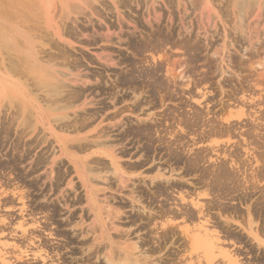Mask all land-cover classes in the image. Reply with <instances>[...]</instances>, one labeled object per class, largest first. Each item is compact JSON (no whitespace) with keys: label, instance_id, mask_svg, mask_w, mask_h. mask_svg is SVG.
I'll return each instance as SVG.
<instances>
[{"label":"rangeland","instance_id":"rangeland-1","mask_svg":"<svg viewBox=\"0 0 264 264\" xmlns=\"http://www.w3.org/2000/svg\"><path fill=\"white\" fill-rule=\"evenodd\" d=\"M138 25L141 28H136L137 35L141 30L145 32L156 30L158 27L175 30V34L178 32L179 36L188 35L187 30H190L193 36L189 35L194 41L198 40L202 43L204 49L206 46L204 57L212 58L215 55L212 60L218 62L217 65L226 70L222 75L225 79L221 75L214 76L211 79L212 85L208 84L204 87L207 88L203 89L205 92L210 91L206 97L195 96L191 100L186 93L181 97L182 99L175 97L173 101L166 100L164 107L159 106L155 109L154 107H145L140 114L141 117H145L146 115L143 113H149V111L159 114L168 107L174 108L176 103L182 102V100L185 102L186 99V103H192V106L195 105L203 110L206 109H204V104L206 105L205 100L208 99V108L218 111L219 114L221 107L227 103V95L231 89L226 80L230 74V76L233 75L235 83L242 78L249 79V83H251L248 88L246 87L244 99L251 95L255 100L253 103L250 102L251 100L247 102L242 99L240 93L238 101L241 100V103L237 102L236 104L235 102V105L247 104L246 107L250 108L252 112L257 111L261 114L260 116L257 113L255 116L263 117L262 121L264 122V0H0V163L5 164L4 169L0 170V194H2L0 196V219L8 218L4 223H0V253L2 250V253H10L8 254L9 259L17 262L16 264H109L105 255L106 258L110 257L112 246L117 251L113 250L114 254H117L115 257L121 254L123 257L124 249L128 248L127 245L132 244L130 246L132 247L134 243H137V251L141 250L142 252V257L138 258L139 261L146 258L148 262L156 261L153 262L154 264H199L200 260L203 262L202 264H206L201 256L199 257L196 252H192L185 246L186 241L179 229L176 228L177 231L173 234L170 233L167 239L163 238L160 235H163L164 231L157 227L159 221H155L157 225L154 224L155 222H149L147 220V216L150 214L148 208L142 209V205L147 206L151 200L155 202H152V207L154 212H157L163 201L162 197H155L157 200L152 198L154 188L151 184V176L156 174L157 169L165 168L166 175L172 174L171 179L173 180L181 178L179 169L171 173L169 167L163 163L164 158L161 159V156H157L154 162L149 161L142 169L135 172L132 180L128 182V187L121 188L119 186L118 188L116 186L118 183L114 184L117 181L111 173L112 168L108 172V169H105L107 165H110L109 158L105 153H93L103 151V149H107V145L113 143L107 140V135L103 136L102 133L108 127L107 114H113L121 108L126 111L123 118L137 121V117L130 111L133 100L116 103L115 107L118 109H115L112 106V101L106 98L105 92L107 83L111 84L115 79L113 75L126 70L124 65L108 66L107 57L111 55L115 61H118L121 55L131 54L130 50H127L125 38ZM179 36L176 35L175 39ZM109 39L111 42H107ZM209 45L211 46L209 47ZM224 46L225 49H223ZM169 47L166 48L167 51L161 50L158 51L159 54H154V63L162 62L163 59H166L165 56L169 55V61L176 60L179 64L176 72L180 74L182 71L185 76H189L187 68L180 64V61L182 62L186 58L183 49L173 50ZM231 59L239 61L243 59L245 69L240 71L236 67H232L229 62ZM198 69L202 73L207 72L205 65H199ZM46 74L54 77L55 85L60 86L61 84L68 88L59 94L60 89L56 90V87H50L49 90L57 95L51 97L48 93L49 90L45 89L41 83ZM34 75L37 78L34 79ZM193 77L197 78L198 76ZM218 81L223 85L219 86ZM75 91L81 93L79 100L69 99ZM14 95L13 102L27 108V114L31 115L29 116L31 127L27 126L25 118L16 109L18 107L11 104L12 101L9 97L13 98ZM62 97L73 102L70 107L64 110L61 107L67 104L66 99L57 104L53 102L54 99ZM141 99L146 102L147 94L141 96ZM196 99L203 104L199 106L195 102ZM143 105L148 104L144 103ZM107 106H110V109L107 110ZM38 107L45 109L49 115L48 120H45V125L37 122L32 113V109ZM238 107L233 110H239ZM62 115L65 118L62 121H57ZM87 116H91L92 119ZM82 118H88V121L83 125L81 124ZM245 118L241 119L243 124L247 122ZM52 123L53 126L55 125L56 134L69 137H88L89 141L87 142L90 147L84 153L76 150L75 152L81 157L91 156V159H102L101 163L105 164V168L101 165H88L92 167L91 173H88L90 179L94 181L92 185L100 191L102 190L98 192L102 223L97 218L98 214L91 210L92 206L87 202L86 191L75 172L74 163L66 156L61 155V149L56 139L57 135L51 134V131L47 129L50 127L49 124L52 126ZM63 123L71 125L73 123L76 127L67 129L63 127ZM35 124L37 125L36 129ZM236 138L238 140L243 137ZM236 138L232 139L230 144H235ZM222 139L225 140L221 138L220 144H227L228 139L226 141ZM45 140L47 142L44 143ZM127 147L131 148L132 154L139 150L137 145L128 144V142ZM231 150L233 149L231 148ZM262 150H256V154ZM53 158H58L56 163L58 161L61 163L52 164ZM40 159L43 163L37 165ZM143 159L137 155L133 158L126 155L121 157V161L125 164L122 166L126 167L128 164ZM13 161L14 164L11 165ZM58 164L60 165L58 166ZM258 165L255 164L254 167L257 168ZM7 168L10 170H6ZM59 170L61 171L60 176H57ZM140 172L145 173L138 175ZM18 178L20 179L18 180ZM186 179L187 188L194 189L192 184L197 182L195 176H187ZM110 181L113 183L109 186ZM69 182L72 184L69 185ZM164 182L165 180H162L163 184H165ZM256 182L258 189L264 187V180ZM131 190L135 196L139 194L138 191H143L142 202L133 203L130 197H127L130 196L129 191L131 192ZM252 191L251 201L238 206L241 210L240 214L234 216L225 214L226 218L230 220L231 228L235 229L240 240L228 238L223 243L225 247L232 248L231 250L234 252L238 251L239 259L243 264H264V244L260 243L261 246H259L257 239L252 240L253 237L247 233V230L250 229L246 228V221L243 219L245 217H241V215L245 216L247 206L254 203L260 196L259 190H254L253 193ZM191 195L195 197L194 194L191 193ZM107 197L112 200H107ZM173 197L176 201L172 203L173 200H170L169 203H172V208H175L174 203L177 204L180 201V196L173 193L172 199ZM187 198H189L188 196L186 200L189 201L190 199ZM200 198L207 199L209 197L202 196ZM4 199L10 200L9 203L6 202L3 205ZM186 200L185 202H188ZM234 203L236 204V202ZM107 209L108 212L114 210L113 213L112 211L110 213L113 219L107 215L109 214ZM217 212V210H213V213L217 214ZM115 214L116 218H114ZM225 216L223 215L220 219L224 220ZM115 223L116 225H113ZM252 223L253 232L264 242V217H253ZM224 225L226 226V224ZM1 226L3 227L1 228ZM110 229L111 231H109ZM104 235L106 238H103ZM242 236L243 238H241ZM127 240L129 243H125ZM107 241L111 244L108 242L109 245ZM130 242L132 243L130 244ZM122 246L126 247L122 248ZM120 251L121 253H119ZM7 254L6 257H8ZM13 256H15L13 259L10 258ZM19 258H21L20 261H18ZM213 262L214 264H227L226 259H223L222 256H217Z\"/></svg>","mask_w":264,"mask_h":264},{"label":"bare ground","instance_id":"bare-ground-1","mask_svg":"<svg viewBox=\"0 0 264 264\" xmlns=\"http://www.w3.org/2000/svg\"><path fill=\"white\" fill-rule=\"evenodd\" d=\"M139 27L140 25L135 26L134 31H132L130 35L125 38L128 48L127 50H130L131 54L129 53L128 55H124V54L121 55L118 61H115L111 55L107 57L108 66L124 65L126 67V70H122L121 72L116 73L115 76L113 75L115 79L114 80L111 79L113 80L111 84L107 83V91L105 92L107 94L106 98L112 101L113 107H115L116 103H123L125 101L133 100L130 107V111L132 114H134L137 117V121H132L130 118H123V115L126 113L125 109L122 110L121 108L118 109L117 107H115V109H118L117 112H113V114L109 113L110 115L107 114V121H109L108 127L107 130H103L102 133L104 134L103 136L107 135V140H110V142L113 143L111 145H107V149H103V151H97L93 153L94 154L105 153L107 158H109L110 165H107L105 168V164L101 163L100 161L102 159L99 158L91 159L90 158L91 156L81 157L77 155V152H75V150L84 153L85 150L90 147L89 143L87 142L89 141L88 137H72V136L69 137V136H64V135L62 136L56 134L54 128L55 125L53 126V123L52 126L49 124L50 127H48L47 129L51 131V134L57 135L56 139L57 142L59 143V148L61 149V155L66 156L71 162L74 163L75 172L78 175L79 179L82 181V186L85 188L87 202L92 206L91 210L98 214L97 218L101 220V223L103 222V218L100 215L102 214V212L99 202L100 199H98L99 198L98 192L100 190L97 189L94 185H92V182L94 181H92L93 179H90L88 175L89 172L91 173L92 167L88 165L90 164H95L96 166L101 165L103 166V168L108 169L107 172L110 170V168H112L111 173L115 176V179L117 181L114 184L118 183V185H116L118 186V188L119 186L121 188H126L129 185L128 182L132 180V177L135 175L136 171L142 169L145 165H147L149 161L154 162L157 156H161L162 157L161 159L164 158L163 163H165L167 167H169L171 173L176 172L178 169L181 171V178H179V180L171 179L172 174L169 176L166 175L165 172L166 169L163 167L162 168L159 167L157 169L156 174L154 176H151V184L153 185L154 188V191L152 192L153 194L152 198L155 199V197L158 198L162 197L163 201L160 203V207L157 212H154V208L152 207V202L154 201L149 200L147 206L142 205L143 210L148 208L150 212V214L147 216V220L149 222H155L156 220H158L159 221L157 226L158 229L160 230L162 229L164 231V233L162 232L163 235L160 236L166 239L167 237L170 236V233L173 234L175 231H177L175 230L176 228L179 229L180 230L179 232L183 234L184 237L183 239L186 241L185 246L190 248L192 252H196L199 257L201 256L202 260L205 261L206 264H214L213 260L217 256H222L223 259H226L227 264H243L239 259L240 257L238 255V251L234 252L233 250H231L232 249L231 247H230L231 249L227 248L228 246L225 247L223 242H225V239L228 238H232V239L236 238L240 240V238L237 236L238 234H236L237 232L235 233L234 231L235 229L233 230L231 228V224L229 222L230 220L226 218L225 214H229L230 216L240 214L241 210L238 206L246 204L247 202L249 203L252 197L251 191L253 190L252 191L253 193L254 190L256 191L259 190L260 192L259 198L254 203L247 206V211L245 216L241 215V217H245L243 219H245L246 221L245 222L246 228L248 227L247 229H250L247 230V233H249L250 236L253 237L252 240L257 239L259 241V243L257 242L259 246H261V244H264V242L260 240V238L256 235V233L253 232V223H252L253 217L255 218H259V216L264 217V187L262 189H258L259 187L256 184L257 183L256 181L261 182L264 180V122L262 121L263 117L261 118L260 117L261 114H259L257 111L252 112L250 108L246 107L247 104H243V102L242 104L244 107L241 105H238L239 107L235 105V102L236 104L237 102L241 103L240 102L241 100L238 101V96L240 93L242 94L241 96L242 99L245 98L244 93L247 91L246 87L248 88L249 87L248 85L251 82L249 83L248 78L246 79L242 78L235 83L232 77L233 75L230 76L229 74L228 75L229 78L228 79L226 78V80L228 86H230L231 89L229 90V93L227 95L228 96L227 103L224 104L223 107H221V109L219 110L220 112L219 114L218 111H214L213 109L208 108V103H207L208 97H207L206 98L207 100H205L206 105L204 104V109L206 108L205 110L196 107L195 105H194L195 107L192 106L191 105L192 103L189 104L188 102L186 103L187 101L186 99L185 102H183L182 100V102L176 103V106L174 108H170L167 106L168 108L162 110L159 114H157V112L155 111L154 112L149 111V113H143L146 115L145 117H141L140 114H142L141 112L144 111L145 107H150V108L154 107V109L159 106L164 107L166 100L173 101L175 97H177L178 99H182L181 97L185 96L186 93L188 94L187 96L190 97L191 100L195 98V96H198L200 98L206 97V95L210 91L205 92V90L203 89H207V88L204 87L208 84L212 85L211 79L214 76H218V75L222 76L223 74H225L226 70L220 68V66L217 65L218 62L216 63L215 61L212 60V58H214L215 55L212 58L211 57L209 58L208 56L206 58L204 57L205 55L203 53L206 52L205 51L206 46L204 49L202 43H200L198 40L194 41V39L192 38L193 35L190 30H187L188 35L179 36L178 32L177 34H175L176 33L175 30H171L170 28L168 29L165 27L163 28L158 27L156 30L155 29L150 31L147 30L145 32L141 30L139 32L140 35L138 34L139 35L138 36L136 32V28ZM189 34H191L192 36ZM176 35L179 36L177 39H175ZM107 42H111L110 39ZM210 46L211 45H209V47ZM167 47L172 48L173 50L183 49L186 58H184L182 62L180 61V64L187 68V72L189 73L188 74L189 76L187 75L185 76L182 73V71H180L181 72L180 74H178L179 72L178 73L176 72L177 69L179 68L178 66L179 64L176 62V60L169 61L170 58L168 59V57L170 56L168 55L167 57L166 55L167 53L165 54L166 59H163L162 62L160 63L158 62L154 63L153 61L154 54L158 53V51L166 50ZM223 49H225V46L223 47ZM148 54L149 56H147ZM242 60L239 61L236 59H231L229 60V62L232 67H236L241 71V69H245ZM171 61L173 62L172 65L170 64ZM199 65H205L207 72L202 73L200 69H198ZM49 74L45 75L44 79L41 80V83L45 86V89L48 90L50 87L51 88L56 87V90L60 89L59 94H62L65 91V89H67L68 87L61 84L60 86L55 85L53 82L54 77L52 78V75ZM209 74L212 75L210 76ZM193 76H198V77L194 78ZM35 78L37 77H35L34 75V79ZM223 78L225 79V77ZM218 84L219 86L221 85L220 81H218ZM68 86H70V84H68ZM48 93L51 95V97L57 96L53 93L52 90H49ZM144 94H147L148 99H146V102H144L143 99H141V96H143ZM80 95H81L80 91H75L74 93H72L69 99L79 100ZM14 98L15 95L13 98L9 97L10 101L12 102ZM65 99L66 98L64 97L60 99L56 98L54 99L53 102L57 104L63 102ZM69 99L68 98L66 99V103L69 105L66 104L67 106L66 105L62 106L61 107L62 110L66 109L67 107H70L72 101H70ZM244 100H246L247 102L248 100H251L250 102L252 103L255 101L254 98L251 97V95L250 96L248 95L247 99ZM231 101H234V103H231ZM12 102L11 104L14 107H18L16 109H18L19 113L21 112L23 118H25V122L27 126L31 127V122L29 119V116L31 115L27 114V108H23V106H20V104L14 102L12 103ZM74 102L76 103V101ZM195 102L199 106L203 104V102H200V100L198 99H196ZM144 103H147L149 106L148 105L144 106L143 105ZM235 107H238L237 109L239 110L234 111L233 108L236 109ZM108 109H110V106H107V110ZM41 110H43L42 107L34 108L32 109V113L36 117L37 122L45 125V120L46 121L48 120L49 115L46 113L45 109L43 111ZM257 113L260 116L256 117L255 115ZM244 117H246L245 119L247 120V122L245 121L246 122L245 124H243L244 122H242L241 120ZM64 118L65 116L62 115L60 118L57 119V121L59 120L62 121ZM88 118L86 119L82 118L81 124L82 125L85 124L88 121ZM34 127L36 129L37 125L35 124ZM63 127L69 129V128H75L76 126L73 123L72 125L63 123ZM102 137H98V138H102ZM236 137L238 138L243 137V138L237 140ZM221 138L225 139V140L222 139L223 141H226V139H228L226 142L227 144H230V141L235 138L237 142H235V144L233 143L230 145L227 144L221 145L220 144ZM45 142H47V140H45L44 143ZM127 142L128 144L137 145V149L139 150H137L136 153L132 154L130 151L131 148L127 147ZM231 148L233 150H231ZM260 149L261 150L263 149L262 152L258 151L260 153L256 154V150H260ZM126 155H130L131 158L137 155L139 158H144V159L141 161L134 162L132 164H128L126 165V167H124L122 165L125 164H123V162L121 161V157ZM57 160L58 158H53L52 164H57L59 162L58 161L56 163ZM41 163L43 162L40 159L38 160L37 165ZM12 164H14V161L11 163V165ZM255 164L256 165L259 164L257 168L254 167ZM59 165L60 164H58V166ZM4 167L5 164L3 165L0 163V170L1 169L3 170ZM6 170H10V168H7ZM60 172L61 171L59 170L57 176H60L59 175ZM145 172H140L138 175H142ZM187 176H195L196 178L197 182L192 184V187H194V189L192 190L188 189L187 188L188 185L185 184L187 183L185 182L187 181L186 179ZM19 179L20 178H18V180ZM109 179L110 177L108 176V180ZM156 179H158L159 181L158 180L155 181ZM162 180H165L164 182L165 184L162 183ZM111 181L110 183H108L109 186L111 183H113ZM71 184L72 182H69V185ZM138 192L139 194L135 196L134 192L131 190V192L129 191L130 196L128 195L127 197H130L133 203L139 204V202H142L141 198L143 197V191L140 190ZM173 193H176L180 196L179 198L180 201H178V203L176 202L177 204L174 203V205H176L175 208H172L171 206L172 203L176 201L174 200V197L172 199ZM191 193L194 194L195 197L191 195ZM1 195L2 194H0V196ZM187 196L189 197L187 199H190L189 201L186 200ZM202 196H204L205 198L206 197L209 198L207 199L203 198L204 199L203 201V199L200 198ZM108 199L110 198L107 197V200ZM170 200H173L172 203H169ZM185 200L188 202H185ZM4 201H3V205L6 204V202L9 203L10 200L6 201V199H4ZM234 202H236V204ZM213 210H217L218 211L217 214L213 213ZM55 211L56 210L54 209V212ZM106 211L107 213H109L107 215L110 218L112 217L113 219V216H110V213L111 211L113 213L114 210L108 212L107 209ZM223 215L225 216V218L224 220H221L220 217H222ZM116 216L117 215L115 214L114 218H116ZM7 219L8 218L0 219V223L1 224L4 223L5 220ZM154 224H156V222ZM224 224H226V226ZM113 225H116V223ZM3 226H1V228ZM114 229L116 228L114 227ZM2 231H4V229H2ZM109 231H111V229ZM104 237L106 238L105 235L103 236V238ZM241 238H243V236ZM109 241H107V243ZM132 242H130V244ZM109 243L111 244V242ZM125 243H129L128 240ZM131 245L128 244L127 245L128 248H125L126 246L124 247L122 246V248H125L124 249L125 253L123 257L122 254L115 257V255L117 254H114V251L116 250H114L113 246L111 245L114 251L111 250L113 253L110 252V257L107 255L108 258H106L105 255V259H107V263L154 264L153 262H156V261L148 262L146 261L147 260L146 258L145 260L139 261L138 258H140L142 252L141 250L137 251L138 249L137 243H134V245L130 247ZM2 251L0 253L1 264L17 263L9 259L8 254L10 253L8 254L2 253ZM119 253H121V251ZM6 254L8 255V257H6ZM12 255H14V253H12ZM14 257L15 256L10 258L13 259ZM20 259L21 258H19L18 261H20ZM202 263L203 262L199 260V264Z\"/></svg>","mask_w":264,"mask_h":264}]
</instances>
